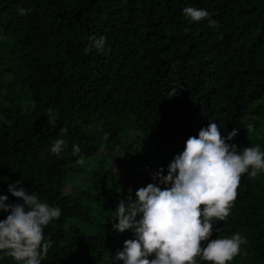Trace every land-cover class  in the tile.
Here are the masks:
<instances>
[{"label": "trees", "instance_id": "1", "mask_svg": "<svg viewBox=\"0 0 264 264\" xmlns=\"http://www.w3.org/2000/svg\"><path fill=\"white\" fill-rule=\"evenodd\" d=\"M186 7L207 10L219 27L192 21ZM101 36L104 50L85 53ZM251 110L262 129L249 138L240 124ZM263 117L264 0H0V195L23 203L8 190L20 180L61 209L44 229L52 245L41 264H123L116 254L135 233L113 228L125 198L107 179L115 151H130L132 131L183 151L215 122L224 137L239 130L227 141L238 152H264ZM58 138L66 142L59 156L51 152ZM79 173L91 181L71 182ZM236 233L246 243L228 264H264V171L242 174L211 239ZM0 264L17 262L0 252ZM196 264L213 262L197 256Z\"/></svg>", "mask_w": 264, "mask_h": 264}, {"label": "clouds", "instance_id": "2", "mask_svg": "<svg viewBox=\"0 0 264 264\" xmlns=\"http://www.w3.org/2000/svg\"><path fill=\"white\" fill-rule=\"evenodd\" d=\"M29 12L30 9H18L20 15ZM183 12L192 21L207 19L209 27H219L205 9L186 7ZM89 39L85 53L93 48L104 50L106 37ZM46 115L49 123H56L51 107ZM245 128L250 138L254 125ZM67 131V127H62L60 134ZM238 131L233 129L224 137L218 124L211 122L201 128L198 137L188 138L183 152L169 164L167 175L163 168L154 173L153 179L164 188L149 183L136 191L137 199L129 196L127 203L124 199L119 201L112 216L113 228L119 232L133 230L135 239L124 241L117 260L123 264H196V257L200 256L213 264H228L240 253L246 240L239 233L211 239L214 224L229 216L242 174L255 178L264 171V152L259 146L238 152L236 144L227 142ZM65 147V140L58 138L51 152L59 156ZM79 152V145H74L72 154ZM8 190L23 203H6L8 196L0 195V211L9 213L0 220V252L17 264H41L52 245L51 239L45 238L44 229L53 219H59L61 209L41 202L36 193L29 194L20 180L10 184ZM204 242L206 246L202 247Z\"/></svg>", "mask_w": 264, "mask_h": 264}, {"label": "rangeland", "instance_id": "3", "mask_svg": "<svg viewBox=\"0 0 264 264\" xmlns=\"http://www.w3.org/2000/svg\"><path fill=\"white\" fill-rule=\"evenodd\" d=\"M254 116H256L255 111L251 110L249 116L240 124V128L246 130L245 126L252 124L254 130L262 129L261 125H257V120L253 119ZM127 145L129 146V152L118 148L114 153L116 157L109 160L111 171L107 179V185L123 194L126 203L129 196L133 200L137 199L136 191L140 187H146L149 183H156L159 187L164 188L165 185L153 179L154 173L163 168L164 175H167L169 164L176 155L183 152L167 145L162 140L146 138L136 131L130 133ZM136 153L139 158H137ZM96 161L97 159H92V164ZM81 166L84 171L90 170L85 161L81 162ZM90 181L91 178L82 173L71 179L73 183L87 184ZM71 182L67 184V191L69 192L73 190ZM94 206L97 209L101 208L99 203L94 204Z\"/></svg>", "mask_w": 264, "mask_h": 264}]
</instances>
